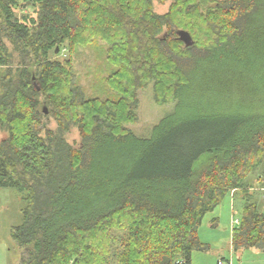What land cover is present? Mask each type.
<instances>
[{
  "label": "trees",
  "instance_id": "obj_1",
  "mask_svg": "<svg viewBox=\"0 0 264 264\" xmlns=\"http://www.w3.org/2000/svg\"><path fill=\"white\" fill-rule=\"evenodd\" d=\"M98 43L108 74L88 97L73 56ZM149 85L174 106L136 136ZM0 132V189L23 203L19 264H191L209 248L204 217L246 200L264 163V0H0ZM230 245L264 252L255 203Z\"/></svg>",
  "mask_w": 264,
  "mask_h": 264
},
{
  "label": "rangeland",
  "instance_id": "obj_2",
  "mask_svg": "<svg viewBox=\"0 0 264 264\" xmlns=\"http://www.w3.org/2000/svg\"><path fill=\"white\" fill-rule=\"evenodd\" d=\"M168 7L169 2L164 5L154 3L153 10L161 15L167 12ZM104 50L105 46L98 43L90 48L77 50L73 56L76 83L83 88L88 97L94 95L100 80L108 74ZM67 56V51L61 50L51 58L61 60L66 59ZM138 99V120L135 125L129 126V130L136 136L146 137L152 127L172 111L174 104L157 106L153 101L151 85L138 92ZM44 126L49 130L55 128L52 121H44ZM5 136V133L0 132V139ZM67 140L73 147L79 146V136L75 130L68 135ZM263 176L264 163L248 178L255 188L246 194V200L243 194L238 192L234 199L227 198L213 213L204 217L198 230V237L200 242L208 245L209 248L206 252H193L191 264H217L218 261L222 264H264V252L257 249L233 252L230 245L232 220H239L243 205L246 202L255 203L261 212L264 211V193L256 183V180ZM22 207L21 196L17 192L0 189V264H19L22 259V251L11 238L12 229L22 223ZM213 219H219L220 222L215 228L211 227Z\"/></svg>",
  "mask_w": 264,
  "mask_h": 264
},
{
  "label": "water",
  "instance_id": "obj_3",
  "mask_svg": "<svg viewBox=\"0 0 264 264\" xmlns=\"http://www.w3.org/2000/svg\"><path fill=\"white\" fill-rule=\"evenodd\" d=\"M177 35H178L177 38L181 42H183L186 47H191L192 46L193 43H192L191 37L189 36V34L187 32H185V31H178L177 32ZM57 51L58 50L56 49V52Z\"/></svg>",
  "mask_w": 264,
  "mask_h": 264
},
{
  "label": "built area",
  "instance_id": "obj_4",
  "mask_svg": "<svg viewBox=\"0 0 264 264\" xmlns=\"http://www.w3.org/2000/svg\"><path fill=\"white\" fill-rule=\"evenodd\" d=\"M238 224V220L233 219L232 220V227ZM217 264H222L220 261H218Z\"/></svg>",
  "mask_w": 264,
  "mask_h": 264
},
{
  "label": "crops",
  "instance_id": "obj_5",
  "mask_svg": "<svg viewBox=\"0 0 264 264\" xmlns=\"http://www.w3.org/2000/svg\"><path fill=\"white\" fill-rule=\"evenodd\" d=\"M213 220H216V221H218V224L220 223L219 222V219L217 220V219H213ZM231 220H232V218H231ZM231 220H230V226H231ZM218 226V225H217ZM231 229H232V227H231Z\"/></svg>",
  "mask_w": 264,
  "mask_h": 264
}]
</instances>
